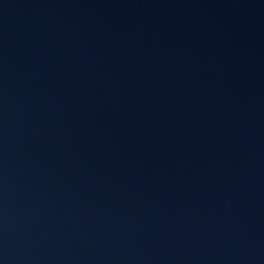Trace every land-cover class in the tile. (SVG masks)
Listing matches in <instances>:
<instances>
[{
	"label": "water",
	"instance_id": "95a60500",
	"mask_svg": "<svg viewBox=\"0 0 264 264\" xmlns=\"http://www.w3.org/2000/svg\"><path fill=\"white\" fill-rule=\"evenodd\" d=\"M0 264H264V0H0Z\"/></svg>",
	"mask_w": 264,
	"mask_h": 264
}]
</instances>
